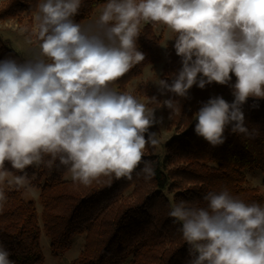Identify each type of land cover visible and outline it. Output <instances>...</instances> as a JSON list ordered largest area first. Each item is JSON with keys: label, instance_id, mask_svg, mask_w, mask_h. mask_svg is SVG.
<instances>
[{"label": "clouds", "instance_id": "clouds-1", "mask_svg": "<svg viewBox=\"0 0 264 264\" xmlns=\"http://www.w3.org/2000/svg\"><path fill=\"white\" fill-rule=\"evenodd\" d=\"M81 3L43 0L38 50L23 63L0 60V182L35 195L26 169L40 166L63 167L85 187L102 177L131 181L138 168V176L154 177L144 152L159 144L149 132L159 122L155 109L111 87L145 59L137 48L142 21L173 33L181 58L171 83L158 81L161 95L186 98L193 85L213 82L232 89L231 103L212 97L194 114L195 134L213 147L229 125L251 138L242 106L264 99V0H107L88 25L73 19ZM176 102L162 106L175 110ZM6 199L0 190V207ZM203 199L206 208L180 201L168 213L181 224L189 264H264V206L227 189ZM9 256L0 244V264H14Z\"/></svg>", "mask_w": 264, "mask_h": 264}, {"label": "trees", "instance_id": "trees-1", "mask_svg": "<svg viewBox=\"0 0 264 264\" xmlns=\"http://www.w3.org/2000/svg\"><path fill=\"white\" fill-rule=\"evenodd\" d=\"M39 2L7 0L0 7V21L27 19L31 25V14ZM106 3L107 0H82L74 22L83 23ZM158 26L141 22L137 48L145 59L111 85L113 90L131 94L149 108L162 106V98L154 87L141 80L147 67L162 62L163 36L156 33ZM27 37L38 47L35 33ZM173 44L174 39L167 48L160 76L168 83L181 68V58L175 54ZM9 58L23 63L29 57L12 50L0 37V60ZM235 79L233 75L230 84ZM133 80L136 83L128 91ZM164 96L165 100L177 101L175 110L163 107L173 134L163 145V155L156 153L157 146L145 148L144 160L151 161L155 169L151 179L138 176V168L131 181L102 177L85 187L66 179L63 167L40 166L26 169L31 184L38 188L37 199H26L25 189H0L7 197L0 207V244L14 264L44 263L42 234L49 240L52 255L65 253L76 238H82L80 252L68 264H189L192 257L182 239L181 224L174 223L168 215L173 204L185 201L189 206L206 208L203 198L208 192L227 189L245 203L264 206V195L247 183L244 172L259 170L264 187V99L250 97L242 106L251 138L233 133L229 125L224 131V143L213 147L195 134L194 114L212 97L221 96L231 103V87L213 82L203 89L193 85L186 98L172 93ZM152 97L156 100L150 101ZM6 167L11 169L9 164Z\"/></svg>", "mask_w": 264, "mask_h": 264}, {"label": "rangeland", "instance_id": "rangeland-1", "mask_svg": "<svg viewBox=\"0 0 264 264\" xmlns=\"http://www.w3.org/2000/svg\"><path fill=\"white\" fill-rule=\"evenodd\" d=\"M7 0H0V7L4 5ZM43 0H40L39 4L42 3ZM38 4V5H39ZM105 5L97 8L91 16L85 20L81 25H88L94 24L95 21L98 20L103 7ZM38 12V8L35 12L31 14V25L27 23V19L22 20L20 22H16L14 19H5L0 21V37L2 40L8 42L9 46L15 52L23 54L27 57H31L34 51L38 50V47L35 46L34 40L31 38L29 39L27 36L30 33L36 32V22L35 16ZM156 33L161 34L163 36V41L161 43V59L162 62L158 65L153 67H147L141 80L145 83L154 87L156 92L161 96L162 102L165 100L164 94L161 95L160 91L158 90V81L160 80V76L162 73L163 63L167 57V48L172 44L173 41V33H171L165 26L160 25L156 28ZM136 80L131 81L128 86V91H131L133 86L135 85ZM155 109V117L159 121L158 123L154 124L149 130L156 134V139H158L159 144L157 145L156 153H159L160 156L163 155V145L171 138L173 131L169 130L168 128V118L165 114V110L163 106H159L158 108H150ZM245 175L247 179V183L250 186L258 187L259 192L264 195V187L262 186V173L257 170H245ZM70 179V178H66ZM35 190V195L29 193L27 190L26 199H37L38 196V188L31 184ZM10 187L6 182H0V189ZM37 210L40 211V206L37 204ZM82 238L78 237L74 240L72 247L63 254L52 255L49 248V240L45 237L44 234L41 235L40 238V245L45 257V261L43 264H68L71 260L75 259L78 253L81 250L82 246Z\"/></svg>", "mask_w": 264, "mask_h": 264}]
</instances>
